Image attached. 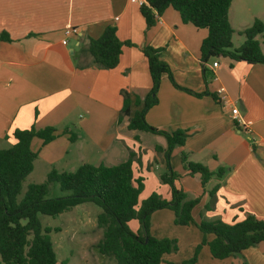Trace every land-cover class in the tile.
Returning <instances> with one entry per match:
<instances>
[{
  "label": "crops",
  "instance_id": "obj_1",
  "mask_svg": "<svg viewBox=\"0 0 264 264\" xmlns=\"http://www.w3.org/2000/svg\"><path fill=\"white\" fill-rule=\"evenodd\" d=\"M155 18L147 28L140 7L130 0H0V33L11 39L0 40V149L14 143L11 133L17 128L53 126L58 132L68 128L76 134L74 141L62 133L45 145L32 139L31 148L37 153L33 170L39 158L47 174L52 168L74 171L83 163L116 165L131 152L133 178L143 183L139 202L153 192L169 200L171 188L160 178L166 170V138L129 130L127 118L120 117L122 91L142 98L150 89L142 52L149 45L161 49L160 59L173 81L191 91L174 86L168 73H162L158 101L145 119L158 129L186 132L184 144L171 152L170 166L179 175L174 185L186 199L200 198L192 209L193 221L231 224L249 214L264 221V65L228 57L202 61L200 45L206 28L184 23L172 7ZM255 18L264 23V0L231 1L228 20L234 30V48L240 44L234 45L233 36L238 31V37H244L240 33L244 27L233 25H251ZM107 25L116 27L121 41L132 43L122 46L113 69L89 65L85 50L88 39L100 36ZM74 27L77 34L66 37L65 30ZM257 39L264 54V32ZM232 107L237 108L241 123L234 120ZM181 152L213 173L223 169L222 175H213L202 185L200 174H190L183 167ZM215 185L218 188L211 195ZM173 220L168 208L151 214V235L175 238L178 244V250L165 253L159 264H181L203 236L194 223L177 225L179 233L171 234ZM72 221L76 223L77 217L72 216ZM131 229L136 232L138 225ZM212 238V233L206 234L207 241ZM99 256L93 264H105L108 257ZM244 262L264 264V242L223 259L213 258L205 244L196 264Z\"/></svg>",
  "mask_w": 264,
  "mask_h": 264
},
{
  "label": "trees",
  "instance_id": "obj_2",
  "mask_svg": "<svg viewBox=\"0 0 264 264\" xmlns=\"http://www.w3.org/2000/svg\"><path fill=\"white\" fill-rule=\"evenodd\" d=\"M231 1L146 0L140 10L147 28L155 23V17L167 7L174 8L184 23L206 28L207 36L200 45L202 61L228 57L236 61L264 65V54L257 39L264 32L261 19L255 18L251 25L240 31L245 39L240 46L233 47L234 30L228 20ZM0 40L11 39L2 32ZM123 45L132 43L121 41L116 34V27L107 25L100 36L88 39L85 50L91 58L89 65L102 69L115 68ZM160 51L161 49L149 45L142 47L151 86L142 98L129 91H122L120 117L127 118L126 128L129 130L161 134L166 138L167 147L163 150L166 170L160 178L171 188L170 199H163L153 192L139 202L143 183L140 178H133L131 152L116 165L83 163L74 171H58L52 168L43 182L28 184L23 196L18 199L22 183L32 172L37 157V153L31 148L32 139L38 138L45 145L60 133L66 134L70 141L75 140L76 134L68 128L58 132L53 126L36 128L31 125L29 128L14 129L11 133L14 143L0 149V264H57L49 236L51 228L42 226L39 214L57 216L85 202L94 203L101 208L96 215V226L102 230V236L94 247L103 256L113 259L115 264H159L165 253L178 250L175 238H156L150 233L151 214L163 208L173 211L175 225L186 226L194 223L203 235L193 254L182 260L181 264H196L200 249L205 244L213 258L223 259L264 242V221L250 214L231 224L220 220L193 221L192 209L200 198L186 199L185 193L174 185V180L179 175L170 166L171 152L174 147L184 144L186 132L182 129L170 132L158 129L148 124L145 119L148 109L158 101L162 73H168L174 86L191 92L173 81L167 64L160 59ZM156 149L158 150L157 147ZM180 159L190 174H200L202 185L213 175L220 177L223 173L221 168L213 173L205 165L188 160L185 152H181ZM52 183H58L61 190L69 193L47 198L46 194ZM217 188L215 185L209 193L213 195ZM131 220L138 221L139 228L136 232L128 225ZM208 233L213 234L209 241L206 239Z\"/></svg>",
  "mask_w": 264,
  "mask_h": 264
},
{
  "label": "rangeland",
  "instance_id": "obj_3",
  "mask_svg": "<svg viewBox=\"0 0 264 264\" xmlns=\"http://www.w3.org/2000/svg\"><path fill=\"white\" fill-rule=\"evenodd\" d=\"M234 28H246L249 25H233ZM233 36L234 45L241 44L244 37H238V31ZM46 167H43V161L39 158L35 161V168L23 181L21 191L18 195L20 199L30 183H41L45 180ZM69 191L61 190L58 183L50 184L47 198H53L68 194ZM101 208L94 203L85 202L71 209L62 212L57 216L39 214V219L43 227L51 228L49 236L54 248H56L57 258L60 264H93L99 261V252L94 247L95 243L101 238L102 230L96 226V215ZM72 216L77 217L76 223L72 221ZM138 221H131L128 225L134 227ZM166 228L169 226L168 221H161ZM83 226L82 230L75 231L74 226ZM171 234L179 233L180 226L171 224ZM60 228L61 231L55 230ZM132 230V229H131ZM133 231V230H132ZM95 249V250H94ZM105 264H113L110 258L104 259Z\"/></svg>",
  "mask_w": 264,
  "mask_h": 264
},
{
  "label": "built area",
  "instance_id": "obj_4",
  "mask_svg": "<svg viewBox=\"0 0 264 264\" xmlns=\"http://www.w3.org/2000/svg\"><path fill=\"white\" fill-rule=\"evenodd\" d=\"M130 2L136 4L139 7H141V6H143L146 3V0H130ZM64 33H65L66 37L71 35V34H77V29L75 27L74 28H68V29L65 30ZM62 43H66V40H63ZM213 66H217V62H214ZM223 90H224L223 88L219 89L220 92H222ZM231 114H232L234 120H236L238 123H241V121L239 120L238 110H237L236 107H232L231 108ZM242 128L245 131L248 130L247 127H245V126H242Z\"/></svg>",
  "mask_w": 264,
  "mask_h": 264
}]
</instances>
